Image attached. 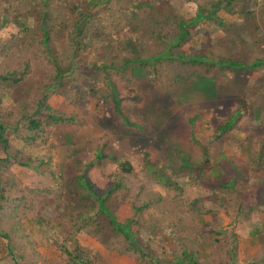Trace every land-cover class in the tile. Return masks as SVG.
<instances>
[{"label": "rangeland", "instance_id": "rangeland-1", "mask_svg": "<svg viewBox=\"0 0 264 264\" xmlns=\"http://www.w3.org/2000/svg\"><path fill=\"white\" fill-rule=\"evenodd\" d=\"M263 19L264 0H0V114L41 121L28 139L26 120L8 130L7 160L0 147V233L13 246L0 235V264H73L55 237L83 264H183L184 251L264 264ZM227 58L260 63L232 70ZM102 147L127 169L95 163ZM90 159L100 203L68 174ZM101 207L133 219L140 252Z\"/></svg>", "mask_w": 264, "mask_h": 264}, {"label": "trees", "instance_id": "trees-1", "mask_svg": "<svg viewBox=\"0 0 264 264\" xmlns=\"http://www.w3.org/2000/svg\"><path fill=\"white\" fill-rule=\"evenodd\" d=\"M45 1V0H43ZM89 9H96L100 3V0H84ZM222 1H217L216 3H213V6L211 8H213V11L219 8H225V5L220 3ZM141 2L137 3L136 2V7H140L141 6ZM47 4L46 2L41 3L40 6V16H39V28L41 27L42 32L44 35L48 34L49 32V23L46 24V22L49 20L48 19V13L45 10ZM212 10L209 11H205L206 14L211 15ZM202 14H200L199 16L201 17ZM205 15V14H204ZM86 19V17H82L80 20H78L77 22H75L73 24V28L75 31L74 36H77L82 28H83V23ZM216 20H218L221 23V20L219 19V17H216ZM194 21V20H193ZM264 21V19H263ZM179 28H180V32L179 34H177L176 39L177 40H183L184 37L186 35H188V32L182 27L183 22L179 23ZM73 36V37H74ZM205 58L203 54H197L194 56V60L199 61V59ZM137 58H134L132 60H126V62H134L136 61ZM262 61V60H261ZM220 66H224L225 68L228 69H234L236 70V68H241V69H253L256 66L259 65L260 60L257 61L255 59H253L251 62L247 61V60H240V59H219L218 60ZM57 68V67H56ZM58 69V68H57ZM60 73V72H58ZM4 78V76H3ZM15 82L18 81V79L14 80ZM116 105L118 106V103H116ZM239 112H242V107L241 105H239L236 108ZM26 112V111H25ZM25 112L20 113L13 122H10L6 119H4L1 114H0V147L2 149V152L5 154V157L3 160H7V157L9 156L8 154V147H9V142H8V130L12 129V130H16L20 124H22L23 121H28L27 125V132L26 133H22V136L26 139H28L30 136L35 135L36 136V132L37 130H39L40 128V124L41 121L35 117L38 114V111H35L33 114L31 115H26ZM51 119H59L61 120L62 117L60 115H55V114H50L49 115ZM221 128H225L224 126H221ZM41 136V135H40ZM98 153L96 154V159L94 160L95 163L99 164L100 162H102V159H108V162H113L116 164H119L121 166L122 169H127L125 168L126 165V161L123 160V158L120 155H117L116 153L114 154H110V155H106L103 147L98 149ZM75 161V160H74ZM84 163V167H79V165L77 164L76 167H74V169H71L68 171L69 177L72 181V186H79L80 188H82V191L86 192L87 196L90 198H93L94 200H96V202L100 203L101 196H99L94 183L92 182L89 172H90V167L92 166L93 161L90 160H82ZM20 164H27L25 162H19ZM74 163V164H75ZM89 167V168H87ZM110 190V189H109ZM112 191V190H111ZM6 195H5V189L4 187L1 185L0 183V204L4 201ZM1 206V205H0ZM98 210H100L103 214H105L108 217V222L109 224L112 226L113 231H117L119 233H121L124 238L127 240L126 242L129 244L128 250H130V248H132L133 252L138 251L140 252L141 250L138 249L139 247L136 245V242L133 239V234H132V229L130 227V224L132 222L133 219H129L126 223H121L119 221H117L115 215L108 210L106 207H101ZM140 210V207H134V213H137ZM109 225V226H110ZM56 228L60 229L59 225H55ZM54 228V231H57V229ZM60 234H61V230H60ZM0 235L2 236L3 239H5V245L8 249V251L13 255V246L11 245L10 241H9V234L8 233H4L1 232ZM53 240L58 244L59 248H61L62 253H64L66 255V257L70 260L71 263L73 264H83L85 257L87 259V255L84 254L83 257L79 256L78 254H75L76 251L77 252V243L75 244V248L73 251H70L66 245H67V240L65 241H58V237L53 238ZM79 251V250H78ZM179 259V258H178ZM182 259V260H181ZM180 260H178L180 263H183V260L185 259V263L183 264H198L194 258L192 257V255L190 253H187L186 251L183 252L182 258ZM16 260V259H15Z\"/></svg>", "mask_w": 264, "mask_h": 264}]
</instances>
